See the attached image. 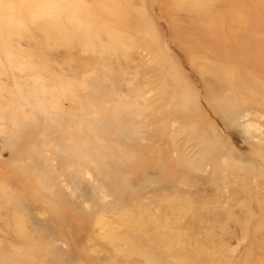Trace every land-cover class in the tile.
I'll return each mask as SVG.
<instances>
[{
	"label": "rangeland",
	"instance_id": "374dc122",
	"mask_svg": "<svg viewBox=\"0 0 264 264\" xmlns=\"http://www.w3.org/2000/svg\"><path fill=\"white\" fill-rule=\"evenodd\" d=\"M0 264H264V0H0Z\"/></svg>",
	"mask_w": 264,
	"mask_h": 264
},
{
	"label": "bare ground",
	"instance_id": "6f19581e",
	"mask_svg": "<svg viewBox=\"0 0 264 264\" xmlns=\"http://www.w3.org/2000/svg\"><path fill=\"white\" fill-rule=\"evenodd\" d=\"M214 107H219V105L215 104Z\"/></svg>",
	"mask_w": 264,
	"mask_h": 264
}]
</instances>
